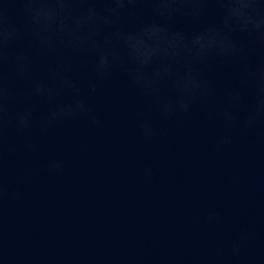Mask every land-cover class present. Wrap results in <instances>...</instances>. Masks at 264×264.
<instances>
[{"label": "clouds", "instance_id": "9594fccd", "mask_svg": "<svg viewBox=\"0 0 264 264\" xmlns=\"http://www.w3.org/2000/svg\"><path fill=\"white\" fill-rule=\"evenodd\" d=\"M216 65L227 72L226 83L206 72ZM89 66L84 81L82 70ZM117 72L141 101L136 132L144 144L164 135L161 123L199 110V118L218 129L212 152L224 153L243 139L264 155V0H0V264H264V209L257 228L226 223L212 204L191 223L211 233L226 228L228 236H213L202 248L12 251L7 204L20 198L24 183L61 176L67 167L60 155L38 168L14 164L39 157L41 138L63 125L84 119L102 129L89 97ZM139 175L151 180L153 165L144 163Z\"/></svg>", "mask_w": 264, "mask_h": 264}, {"label": "water", "instance_id": "95a60500", "mask_svg": "<svg viewBox=\"0 0 264 264\" xmlns=\"http://www.w3.org/2000/svg\"><path fill=\"white\" fill-rule=\"evenodd\" d=\"M82 72L86 81L90 66ZM206 72L221 84L228 81L219 65ZM98 87L89 102L104 120L102 129L84 119L63 125L41 138L39 157H21L14 164L38 168L53 155L67 162L63 175L24 183L20 198L7 204L5 225L14 253L160 254L202 248L213 236H228L226 228L211 233L191 223L209 204L223 210L228 224L260 227L264 155L248 149L243 139L224 153L212 152L218 129L201 120L199 110L191 118L161 123L164 135L144 144L136 132L141 101L126 78L117 72ZM146 162L155 171L147 181L139 175Z\"/></svg>", "mask_w": 264, "mask_h": 264}]
</instances>
